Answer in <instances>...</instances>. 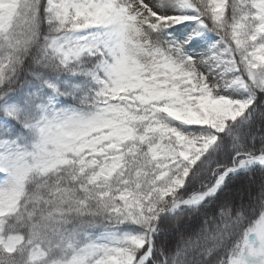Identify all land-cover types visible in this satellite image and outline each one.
Wrapping results in <instances>:
<instances>
[{"label": "snow or ice", "instance_id": "obj_1", "mask_svg": "<svg viewBox=\"0 0 264 264\" xmlns=\"http://www.w3.org/2000/svg\"><path fill=\"white\" fill-rule=\"evenodd\" d=\"M0 264H264V0H0Z\"/></svg>", "mask_w": 264, "mask_h": 264}, {"label": "trees", "instance_id": "obj_2", "mask_svg": "<svg viewBox=\"0 0 264 264\" xmlns=\"http://www.w3.org/2000/svg\"><path fill=\"white\" fill-rule=\"evenodd\" d=\"M257 179H259V177H257ZM246 181V177H240L236 183H235V187H239L241 184H243ZM173 240L175 239L174 237L172 238Z\"/></svg>", "mask_w": 264, "mask_h": 264}]
</instances>
